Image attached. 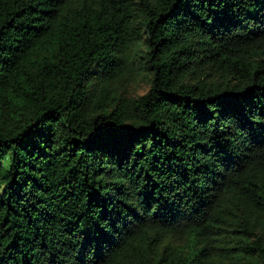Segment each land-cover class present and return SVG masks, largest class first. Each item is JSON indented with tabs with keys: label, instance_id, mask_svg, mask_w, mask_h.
<instances>
[{
	"label": "trees",
	"instance_id": "obj_1",
	"mask_svg": "<svg viewBox=\"0 0 264 264\" xmlns=\"http://www.w3.org/2000/svg\"><path fill=\"white\" fill-rule=\"evenodd\" d=\"M0 264H264V0H0Z\"/></svg>",
	"mask_w": 264,
	"mask_h": 264
},
{
	"label": "rangeland",
	"instance_id": "obj_2",
	"mask_svg": "<svg viewBox=\"0 0 264 264\" xmlns=\"http://www.w3.org/2000/svg\"><path fill=\"white\" fill-rule=\"evenodd\" d=\"M147 89L146 85L144 83L136 84L132 87V92L136 91V93L141 94L145 92Z\"/></svg>",
	"mask_w": 264,
	"mask_h": 264
}]
</instances>
